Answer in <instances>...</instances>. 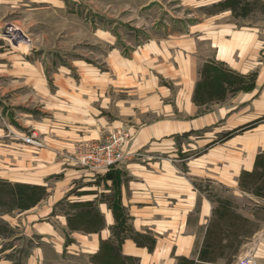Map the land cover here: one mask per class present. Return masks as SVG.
Wrapping results in <instances>:
<instances>
[{"label": "crops", "instance_id": "crops-1", "mask_svg": "<svg viewBox=\"0 0 264 264\" xmlns=\"http://www.w3.org/2000/svg\"><path fill=\"white\" fill-rule=\"evenodd\" d=\"M229 13L189 25L170 12L129 54L108 29L102 68L80 59L50 76L0 42L4 96L20 92L1 101L0 183L41 194L0 214V264H264V199L240 185L264 154V11ZM122 128L124 161L81 163ZM31 131L39 145L23 143Z\"/></svg>", "mask_w": 264, "mask_h": 264}, {"label": "rangeland", "instance_id": "rangeland-1", "mask_svg": "<svg viewBox=\"0 0 264 264\" xmlns=\"http://www.w3.org/2000/svg\"><path fill=\"white\" fill-rule=\"evenodd\" d=\"M159 1L160 4L150 0H0L2 50L24 53L28 55V60L39 59L50 76L57 67H71L74 61L80 59L102 68V57L107 45L115 43L106 31L108 29L112 34L118 33L121 39L118 47L129 54L131 46L147 37L144 30H149L154 20L163 19L170 12L176 17H187L186 24L190 25L202 17L220 15L226 18L228 12L230 16L240 19L241 24L246 17H252V21L261 19L264 11L256 0H198L201 5H210L206 7H196L198 3L193 4L194 0H184L181 7L170 0ZM24 3L26 7H23ZM13 28L19 31L15 33ZM137 28H140L139 31ZM17 34L27 38H19ZM6 80L0 76V125L4 127L9 124L6 116L9 119L10 116L1 101H16L20 94L17 89L4 96L2 86ZM11 84L18 85L14 80ZM11 121L15 123L13 119ZM2 158L0 154V167ZM10 193L9 188H0V214L4 209L16 208L18 204L19 207L32 205V200L40 194L37 190L32 198L16 205L9 199ZM219 194L226 195L224 192ZM5 226L7 224L0 218V236L8 233Z\"/></svg>", "mask_w": 264, "mask_h": 264}, {"label": "built area", "instance_id": "built-area-1", "mask_svg": "<svg viewBox=\"0 0 264 264\" xmlns=\"http://www.w3.org/2000/svg\"><path fill=\"white\" fill-rule=\"evenodd\" d=\"M5 34L9 36L7 32ZM129 139V129H116L107 136L104 142L91 145L82 155L81 163L94 171H107L112 166L124 161L125 155L122 153V146ZM23 143L39 145L36 132L31 131L23 138ZM236 264H258V262L252 257H243Z\"/></svg>", "mask_w": 264, "mask_h": 264}, {"label": "trees", "instance_id": "trees-1", "mask_svg": "<svg viewBox=\"0 0 264 264\" xmlns=\"http://www.w3.org/2000/svg\"><path fill=\"white\" fill-rule=\"evenodd\" d=\"M250 126L251 125L240 127L230 133L225 134L224 136L228 137L233 132H243L248 128H250ZM240 185L244 191L264 199V154L263 153L257 156L254 170L252 172H245L241 175ZM4 187L9 188L11 190L9 199L16 205L18 202L20 203L27 199L32 198L33 195H35L34 192L37 191L36 188H32V187H26L21 185L11 186L0 183V188H4ZM40 196L41 194H39L38 197L32 200L33 204ZM19 205L20 204H18L17 207H19Z\"/></svg>", "mask_w": 264, "mask_h": 264}, {"label": "bare ground", "instance_id": "bare-ground-1", "mask_svg": "<svg viewBox=\"0 0 264 264\" xmlns=\"http://www.w3.org/2000/svg\"><path fill=\"white\" fill-rule=\"evenodd\" d=\"M13 30L15 31V33H17V31H19V30H17L16 28H13ZM18 37V36H17Z\"/></svg>", "mask_w": 264, "mask_h": 264}]
</instances>
